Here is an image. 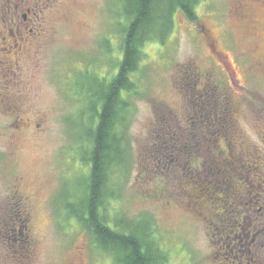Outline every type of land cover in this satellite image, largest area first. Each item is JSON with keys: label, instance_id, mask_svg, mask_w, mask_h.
Returning a JSON list of instances; mask_svg holds the SVG:
<instances>
[{"label": "rangeland", "instance_id": "374dc122", "mask_svg": "<svg viewBox=\"0 0 264 264\" xmlns=\"http://www.w3.org/2000/svg\"><path fill=\"white\" fill-rule=\"evenodd\" d=\"M122 12V0H0V264H114L65 207L90 175L82 129L122 60ZM196 14L175 12L143 48L108 214L145 223L168 264H248L228 237L264 229L249 209L264 182V0H198ZM219 110L226 130L193 112ZM17 212L29 235L8 240Z\"/></svg>", "mask_w": 264, "mask_h": 264}, {"label": "trees", "instance_id": "16d2710c", "mask_svg": "<svg viewBox=\"0 0 264 264\" xmlns=\"http://www.w3.org/2000/svg\"><path fill=\"white\" fill-rule=\"evenodd\" d=\"M122 2V14L127 21L123 29V57L115 67V70L118 69H113L109 83L94 93L96 102L89 101L92 111H89L87 127L82 129L81 155L78 156L77 150V156L81 162H88L90 175L85 181L87 185L84 183L82 186L80 205L67 204L65 215L68 219L77 220L92 238L95 248L109 255L114 264H168L167 253L153 239L152 231L145 227V223L133 221V224L125 225L119 214L114 218L108 214L109 197L114 193L110 184L113 185L112 179L125 169L130 157V141L126 131L132 110L123 94H131L137 87L132 76L139 70L144 58L143 48L148 42L165 38L173 29L175 12L180 11L195 21L198 0ZM226 93L221 98H228ZM200 98L202 100L203 96ZM206 102L211 106L212 102L208 99ZM193 112L203 115L199 122L206 128L215 131V126L221 124L226 130L227 125L221 121L223 116L220 115L228 111ZM9 220L11 225H15L7 234L8 240L29 235V218L24 212L11 214Z\"/></svg>", "mask_w": 264, "mask_h": 264}, {"label": "flooded vegetation", "instance_id": "af4514ba", "mask_svg": "<svg viewBox=\"0 0 264 264\" xmlns=\"http://www.w3.org/2000/svg\"><path fill=\"white\" fill-rule=\"evenodd\" d=\"M28 12L30 13V10H28ZM24 18H25V21L28 22V17L26 15L24 16ZM25 28L29 30V33L33 34L32 29L30 30L28 26H25ZM259 183H260L259 190L257 191L258 195L254 197L253 199L255 200L256 198L257 202H261V206L258 209H256L257 204H255V205H251L249 209L254 214L264 217V182L260 181ZM250 185H251L250 187L251 189L254 187L253 185L255 184L251 182ZM253 191L254 190L249 191L248 194L252 195ZM262 221H264V219ZM239 226L240 228L238 229L237 224H236L235 228L233 229L234 237L233 238L228 237V244L229 243L231 244L228 246V250L233 255H236V257L237 255L243 254L244 252H246L248 255L251 252H253V257H250V259H248L250 260L248 264H259V259L263 256V253H264V229L258 230L259 229L258 226L256 227L252 225L242 227L241 224H239ZM261 226H264V223ZM260 231H261V236H259V233H258ZM260 264H264V263L262 262Z\"/></svg>", "mask_w": 264, "mask_h": 264}]
</instances>
